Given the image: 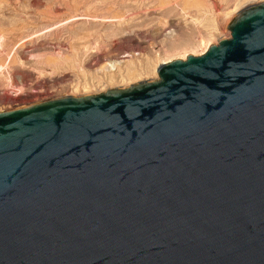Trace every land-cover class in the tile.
I'll use <instances>...</instances> for the list:
<instances>
[{
	"label": "water",
	"instance_id": "95a60500",
	"mask_svg": "<svg viewBox=\"0 0 264 264\" xmlns=\"http://www.w3.org/2000/svg\"><path fill=\"white\" fill-rule=\"evenodd\" d=\"M157 80L0 111V264H264V1Z\"/></svg>",
	"mask_w": 264,
	"mask_h": 264
},
{
	"label": "rangeland",
	"instance_id": "374dc122",
	"mask_svg": "<svg viewBox=\"0 0 264 264\" xmlns=\"http://www.w3.org/2000/svg\"><path fill=\"white\" fill-rule=\"evenodd\" d=\"M249 1L0 0V111L157 80L229 38Z\"/></svg>",
	"mask_w": 264,
	"mask_h": 264
},
{
	"label": "bare ground",
	"instance_id": "6f19581e",
	"mask_svg": "<svg viewBox=\"0 0 264 264\" xmlns=\"http://www.w3.org/2000/svg\"><path fill=\"white\" fill-rule=\"evenodd\" d=\"M261 1H264V0H251V1H249V2H250L249 4L252 5V4H255V3L261 2ZM239 2L242 3L241 0H239ZM236 4H237V3H236ZM239 8L241 9L242 7H239ZM239 8H234V9L232 8V10H231L229 13H231V14H233V15H234V14L236 15L237 13H239V12H238V11L240 10ZM229 34H230V32H229ZM209 43H210V42H209ZM211 43H212V42H211ZM207 45H209V44H207ZM211 45H212V44H211ZM211 45H210V46H211ZM207 47H208V46H207ZM205 48H206V46H205ZM208 48H209V47H208ZM206 49H207V48H206ZM203 52H206V50H204ZM203 52H201V53H203ZM183 59H184V58H183ZM171 61H172V60H171ZM168 62H170V60L162 61V62L159 64V66L162 65V64H164V63H168ZM111 64H112V63H111ZM111 64H110V65H111ZM158 68H159V67H158ZM157 72H158V69H157Z\"/></svg>",
	"mask_w": 264,
	"mask_h": 264
}]
</instances>
